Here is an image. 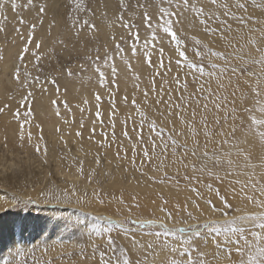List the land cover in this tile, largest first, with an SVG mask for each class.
Listing matches in <instances>:
<instances>
[{
  "label": "snow or ice",
  "instance_id": "6c2138e0",
  "mask_svg": "<svg viewBox=\"0 0 264 264\" xmlns=\"http://www.w3.org/2000/svg\"><path fill=\"white\" fill-rule=\"evenodd\" d=\"M7 9L36 12L33 20L20 16L19 24L28 25L26 36L21 28L15 29L23 46L18 53L22 69L15 70L14 80L25 94L9 99L18 104L12 118L18 124L19 146L23 148L27 139L38 155L43 150L47 163L43 135L33 144L30 129L41 126L32 124L31 102L37 89L41 95L48 91L46 83L55 86L57 95L60 89L54 79L42 81L39 75L33 76L24 63L37 25L44 24L47 4L0 0V20H6ZM92 15L84 0H71L67 19L77 38L85 26L90 33L96 31ZM137 19L140 24L135 23ZM113 25L127 33L120 37L122 42L113 34L114 54L105 47L103 58L99 48L95 57H87L110 105L106 125L102 95L95 93V119L88 139L93 140L99 125L103 139L95 140L98 149L106 152L115 146L118 161H129L130 149L129 167L142 177L139 181L133 177V183L150 182L180 191L183 180L190 195L183 204L176 202L171 208L170 200L160 195V205L147 215L133 211L141 208L136 195H132L131 204L121 195L115 211L87 212L93 223L81 230L86 231L91 250L89 264H264V0H147L135 4L119 0V13L109 27ZM4 30L0 25V32ZM209 40L220 42L222 49L210 46ZM34 48L39 50L41 43H35ZM2 51L0 60L4 58ZM31 55L35 58L33 67L39 70L41 54L33 51ZM117 60L137 81L131 99L125 94L121 100L122 116L116 90L110 86L111 80L118 88L121 73ZM133 61L150 70L148 87L140 88L141 76L133 71ZM105 69H110V75ZM68 75L72 76L71 69ZM51 103L59 116L57 100ZM82 103L87 106L89 101L85 98ZM63 107L71 112L66 101ZM8 109L5 103L0 113ZM118 117L122 124L119 135ZM64 123L70 121L64 119ZM109 126L110 130H104ZM75 135L81 137L82 133ZM64 146L67 148V141ZM102 159L107 156L98 150L96 167ZM77 171L84 174L83 161ZM95 175L92 169L89 182ZM92 197L86 191L79 193L75 185L63 189L54 185L36 198L24 193L4 201L0 211L8 204L17 208L37 203L71 206L75 202L82 211L94 202L105 205L98 190H93ZM114 231L123 232L127 241L118 242L122 238L114 236ZM32 255L35 257L34 252ZM4 264L10 262L5 260ZM17 264H27L26 256L21 255ZM32 264L53 262L34 258Z\"/></svg>",
  "mask_w": 264,
  "mask_h": 264
},
{
  "label": "rangeland",
  "instance_id": "374dc122",
  "mask_svg": "<svg viewBox=\"0 0 264 264\" xmlns=\"http://www.w3.org/2000/svg\"><path fill=\"white\" fill-rule=\"evenodd\" d=\"M67 1L70 2V0H67ZM116 1H117V8H119V2H118L119 0H116ZM132 1H133L132 4H135L137 2H139V3H146L147 2V0H132ZM59 3H61V4H59ZM56 4H58L57 5L58 7H63V9H64V0L58 1ZM62 4H63V6H61ZM70 4H68V6H70L69 8H71ZM65 9H64V11L61 12L62 14L60 15L62 20H63V23H61V25L59 26L60 30L57 32V37L54 40L50 39V37H51L50 33H47L46 36H43L41 34V28L39 25H37V29H36V33H35L36 37H34L35 42L39 40L42 44H44V43L51 44V42H52L51 46H52V49L54 51V54L50 55L51 54L50 53L47 56V58H48L47 61H44L41 58L42 60H40V62H39V70H38L36 67H33V64L35 63V58L32 57V55H31V53L33 51H38V50H36L34 48V46L33 47L30 46L29 53L26 55L24 63L27 64V67H28L29 71L32 72L33 76L39 75L41 77L42 81H44L45 78H47L48 81L54 79L57 82V84L59 85V89H60L59 95L56 94L55 86L52 85L51 83L45 84L48 91L46 93H44L43 95L40 94L39 89L36 90L35 98L31 102V110L34 114L32 124L33 125L39 124L42 127L45 124L51 123L53 121H58L62 126L63 125L65 126V129H63L62 131H60L61 133H59V138H60V140L63 141L62 145H60V143H57L54 146L51 139L49 137H47V135H44V134H42V135L44 137V142H46L45 144L47 146L48 151L50 150L51 147H54L56 150H59V151H62L64 148L66 149V154L64 155L65 166L67 168H73L74 171L77 173V176H76V178L72 177V178H68V179H66L65 174H60L59 176H54V174L52 173V170L55 168V166H54L55 164L53 163L52 159L46 157L47 163H45L44 162L45 157H41V156L36 155V154L35 155L34 154H25L23 152H20L19 154H12V152L6 151L5 146L0 145V155H2L1 160L8 162L0 168V178L4 179L8 175L11 174L12 171L8 167L9 164H13L14 168H16V170L18 172V174L16 176L17 181L14 180L15 187L13 188L12 191L7 192L8 191L7 187H5L3 189L0 188L1 193L2 192L8 193V196H10L12 199L14 197L20 195V193L23 191V189L20 187V185H22V184L25 187V190L30 189V187L33 189L35 188L34 184H35L36 179H33L32 182H30L31 176H29V178H28L29 183H27L25 180L23 182H19V181L23 180L24 178H26L25 175L22 176L24 173L31 172L33 175L34 174H40L39 178L43 179V177H44L43 172L46 169H48L52 173V174L47 175V180L52 182L53 185H55L56 188H58V189L65 188L66 184L69 183L70 188L72 187V185H75L78 188V192L81 194H83L86 190H87L86 191L87 193H89L91 191V189H90L91 186H90V184H88L90 182L87 179H85V172L83 175H81L77 171L80 161H83L84 171L86 170V166H87V164H85V163L88 161L85 158H83V151L82 150L80 152L76 151V145L79 143L83 147L86 148L89 146H94L95 140H98V139L102 140L103 139V137H101L99 135V132H100L99 125H97V132H96L93 140L90 141L88 139L89 135L92 134L90 132V129L92 126V121L95 119V112H96L95 100H94L95 93L99 91L102 95L101 111L104 112V116L102 117V119L105 121L106 125H107L108 113L110 111V105L108 103V100H109L108 95L102 89H100V87L98 85V74L95 73L94 66H93L92 62L87 59V57L89 55L95 57V55H96L95 49L96 48L100 49V55L102 58L104 56V48L105 47L108 48L109 52H113V54H114V42H112L111 44H108L106 42H102V43L92 42V44L91 45L89 44L90 46L87 47L88 49L85 53H78L75 55L70 54L72 52L73 48L74 49L77 48L76 45L78 43L72 42V41L70 42V40H69L70 38H72V36H71L72 32L71 31H73V29L71 28V22L69 21L70 22L69 23L66 21L68 10L66 9V11H65ZM93 10L97 11L94 7H93ZM93 13L94 12H92V14ZM117 13H118V10H117L115 15H117ZM109 14H110V16L109 15L107 16V14L103 13L104 18H102L101 19L102 21H100V23L108 24V27H109V24L112 22L111 18L113 16L112 12H110ZM64 15H66V16H64ZM84 15L85 14H83V13L81 14V16H84ZM7 20L9 21L8 15H6V20L1 21V25H3L5 30L0 33V45L3 44L4 47H9L10 49H12L15 47L14 45L16 43V40L20 38V36L15 31V29L17 27L21 28V30L24 32L25 36L27 35V32L29 29H28L27 24H25V25L16 24L15 20H13L14 22L12 21L13 23L11 22V25L8 28ZM31 20H33V19H31ZM130 22H131V20H130ZM92 23H93V21H92ZM135 23L140 24L141 20L137 19L135 21ZM68 24L70 25L69 28H67V26H69ZM94 24H95V27L98 26V21L94 22ZM113 26H115V25H113ZM116 27L118 28V26H116ZM63 29H64V31H68V32L71 29L69 32V35L64 37L65 39L61 37ZM186 31L188 32V34L191 33V31L187 28H186ZM189 31H190V33H189ZM81 33H85V34L87 33L86 35L92 34V33H90V30L87 28V26H85V29H83ZM141 34L143 37V31L141 32ZM122 35L123 36L127 35V33L124 29L122 30L121 35L119 34L116 37L117 42H122V41H120V37ZM81 36H82V34H81ZM67 38H69V39H67ZM60 41H63L62 45H61ZM56 42H58V44L60 46H56ZM69 43H71L70 47H69ZM209 43H210V41H209ZM93 44H94V47L92 48L91 46ZM210 46H211V44H210ZM45 47H47V46H45ZM1 48H3V47H0V49ZM216 50H218V49H216ZM126 51H127V49H126ZM167 54H168V52L166 49V56H167ZM17 57L18 56H16V59L14 61H12V63L10 64L13 75H11L9 72L4 77V80L9 82V86L13 92V94L8 96L9 102L13 101V100H10L9 97L14 95L17 92L16 91L17 85H16L15 80H14L15 70L17 68L22 69L21 62L19 61V59ZM152 59H153V62H156L157 55L154 54ZM29 61H31V62H29ZM117 62H118L117 63L118 71L120 72V69L122 70V66L124 67V64H121L122 62L120 63L119 60H117ZM120 65H122V66H120ZM119 67H121V68H119ZM69 69H71L72 76L68 75ZM105 71L108 72L110 75V69H105ZM133 71H135L136 74L141 76V81L139 82L140 88L143 89L144 87H148L149 84H148V75L147 74L150 70L147 69V66L146 65H142V66L138 65L135 61H133ZM129 73H130V77H125L123 74H121L120 77H118V79H117L118 88L114 87L117 85L111 84V80H110V86H112L114 88V90H116L115 100H116L117 108L120 110L121 116H122L123 112L125 111L121 105V100H122L123 96L125 94H127L129 96V99H131L132 95L135 93V90H136L135 85H136L137 81H135V79L133 77V72L130 71ZM75 87H77V89L71 90V88L74 89ZM126 87H131V89H132L131 93H129V94L125 93L124 90ZM19 91H21V90H19ZM50 93H54L57 96V98H56L57 105L60 107V115L59 116H57V114H56V106L52 105V103H50V102L46 104V107L48 108V112L46 114H44L42 116V115H40V113H41L40 111L38 113L39 103L44 102L42 97L45 96L46 94H50ZM85 98H87V100L89 101V104L87 106H85L82 103V101ZM65 101L67 102V104L71 108V112H68L63 107V103ZM80 108H85V111L82 113L80 111ZM89 109H90V111H89ZM64 119H68L70 121V123L65 124ZM81 119H83V122H84V127L82 129L80 128ZM13 121H14V123H16L14 119H13ZM121 127H122L121 120L118 117V119L116 121V131H117L118 135L120 134ZM34 128H36V127L33 126L31 128V130ZM104 130H106V131L110 130V126L106 127ZM77 131H81V133H82L81 137H77L75 135V133ZM61 137H63V139H61ZM75 138H78V140H76ZM121 139H122V137H121ZM65 141H67V148L64 146ZM114 148H115V146H113L110 150H107L106 152L104 150H100L102 156H107V159L101 160L100 167H96L95 160H92L90 162V163H93V165H91L92 167H90L91 168L90 172L92 169H95V171H96V175L92 176L93 178H91V182L97 181V183H98L97 185L101 187V189H100V187L99 188L97 187V190H99V194L101 195L102 194L101 192H103V194L105 195V197H103V198H105L104 200L105 201H107V199L110 200V201L105 202V205H99L100 209H104V208L108 209V207L111 203L113 194H110L111 192L110 193L108 192L110 190L107 189V186H110L112 184L114 176H115L113 172L116 170V168L118 166H120L121 160L120 161H118L117 159L110 160V158H109L108 152L112 151V149H114ZM129 154H130L129 155V158H130L131 157L130 149H129ZM122 155H123V153H122ZM11 159H13V160H11ZM108 161H111V163H109ZM129 169L130 168L128 167V171H125L123 173L124 177H128L131 174L133 177H135V179L136 178L142 179V177H140V174L138 172H134L132 169H130V170ZM79 175H81V176H79ZM101 176H103V177H101ZM133 177L131 178V180H133ZM98 178L101 179V181L97 180ZM43 185H44V183L42 184V186ZM38 186H39V184L36 185V187H38ZM88 186H89V188H88ZM129 186H130V184H127V187H129ZM102 188H103V190H102ZM125 188H123L122 191L120 190L121 193L119 191L116 194V196H113L114 197L113 200L114 201L117 199L119 200V197H121V195H123V197L125 196V198H127V199L124 198L126 203L131 204V202H132V194L131 193L132 192L129 189V191L131 192L130 193L128 191V189H125ZM181 188H184V181L183 180H181ZM79 189H80V191H79ZM105 189L107 192L105 191V193H104ZM124 190H127V191L125 192ZM159 191H157V193L154 192L156 194L155 196L152 194L153 196L148 195L146 197V195L140 196L139 194H137V196H138V197L136 196L137 202L140 203L141 208L140 209L134 208L133 211L134 212L140 211V212L145 213L146 215L148 213L150 214L153 211V208L150 206L151 202L161 203L159 200L160 195H163L166 198H168L167 194L166 195L164 194L165 193L164 191H160V192ZM1 193H0V195H1ZM136 193H138V192L133 191V195H135ZM103 194L101 196H104ZM108 194L110 197L108 196ZM126 194H129V195L131 194V195L129 196ZM168 199L170 200V204L168 205V207H170V208L172 207V205L174 203H176L177 201L180 200L179 198L176 199L175 197H174V199H170V198H168ZM118 200L116 201V203H117L116 205H117V207H120V205H118ZM172 201H174V202H172ZM180 203L183 204L182 201ZM42 204L43 203H37V204L28 205L27 207H17V208L11 207L10 209L5 210V212L0 213V220L5 218L9 222V220L12 221V219H13L12 222H14V223H17V224L21 223L23 225H24V223H26L30 227H31V224L34 223L35 220H36V222H38L41 218H43V219H41L42 220L41 222L39 221L38 225H35V227L32 228V232H30V233L27 232L26 234H23V236H22L20 234L21 230H16V233L19 236H21V238H23V241L21 243L26 245V251L22 255L26 256L27 264H32V260L34 258L41 259V260H52L53 264H62V263L68 264L71 262H76L80 258H83V257L85 260H88L87 258H89V256L91 255V250H90V246H89L88 241H87L86 231H82L81 229L86 230L87 227L91 223H93L91 218L87 215V212H89V211L83 210V212H82L81 209L77 208L74 205H72V206L66 205L65 206L62 204H55V203L44 204V205H42ZM10 218H12V219H10ZM37 218H38V220H37ZM55 221H56V223L59 222L58 224H60V225L56 224V226H55L54 225ZM53 222H54V224H53ZM40 224H42L41 227L39 226ZM72 225H79L80 227H72ZM37 227H39V228H37ZM56 227H58V228H56ZM15 228H16V226H15ZM40 228H42V229H40ZM50 228L52 229V231ZM39 229L41 231H43L44 229H46V230H44L45 232L42 233ZM23 231L24 230L22 229L21 232H23ZM113 235L114 236L118 235L119 237L122 238V240H118V242H126L128 239L127 237H124L123 232L114 231ZM70 239H71V241H70ZM63 240H65V241H63ZM62 242L63 243L67 242L70 244L76 243L77 247H75V248L71 249V251H69L73 254V256L67 257L65 255H62L63 253H60V256L54 255L55 257H53V256L49 255V257H47L48 254L45 253L44 248H46V249L48 248L49 251H47V252L50 254V251H52L54 249L55 245L63 244ZM64 244H66V243H64ZM78 246H80V247H78ZM41 251H43L42 252L43 254L41 253ZM33 252L35 253V257H33V255H32ZM82 252L84 255L83 257L81 256ZM9 256H7V254L0 255V258H2V260H1L2 263L0 262V264H4L5 260L10 262V259L12 260V255H9Z\"/></svg>",
  "mask_w": 264,
  "mask_h": 264
},
{
  "label": "bare ground",
  "instance_id": "6f19581e",
  "mask_svg": "<svg viewBox=\"0 0 264 264\" xmlns=\"http://www.w3.org/2000/svg\"><path fill=\"white\" fill-rule=\"evenodd\" d=\"M58 1H61V0H40V2H43V3L47 4V10H46V17H45V20H44V24L43 25H39L38 24V25L41 28V34L43 36H46L47 33L51 34V37H50L51 40H54L57 37V32L60 30L59 26L61 25V23H63V20H62V18L60 16L62 14L61 12L64 11V9L68 6V4L71 3V0H70V2H68L67 0H64V9H63V7H58L57 6L58 4H56V3ZM116 2L117 1H114V0H92L91 1V6L94 7L97 10V11H95L97 13L96 14L97 17L100 14H103V13L107 14V16L108 15L110 16V14H109L110 12H112V15L115 16V14L117 12V4H116ZM84 3H86V0H84ZM59 4H61V3H59ZM61 6H63V4ZM66 9H65V11H66ZM6 15L9 16V21L7 20L8 28H9L10 25H11V22L13 20H15L16 24H19V19H20L21 15L26 20H31V19H33L35 17L36 12H35V10H32V11H23V12H19L18 13L17 10L7 9L6 10ZM64 16H66V15H64ZM1 21L2 20H0V25H1ZM96 21H98V27H99V28H96L97 32H94V33L89 34V35H86L87 33L85 35H82V36L80 35L81 36L80 37L81 38L80 43L77 44V45L75 44L77 48H75V49L73 48V50H72V52L70 54H74L75 55V54H78V53H85L87 51V49H88L87 47H89L92 44V42H96V43L106 42L108 44H111L113 42V39H112L113 34H115L116 37L119 34L121 35L123 28H121V27L117 28L116 26H113V27L110 28V27H108V24L100 23L98 18L96 19ZM70 30H69V32H70ZM69 32L68 31H64V29H63L61 37L64 38V37L68 36ZM67 39H69V38H67ZM69 40L71 42L72 38H70ZM209 41H210L211 46L215 47L218 50L222 49V44L220 42H215L214 43L211 40H209ZM51 44H52V42H51ZM51 44L44 43L42 45L41 50H38L39 53L41 54V58L44 61H47L48 58L44 59L46 57V55L43 52L52 49ZM70 45H71V43H69V47H70ZM14 46H15L14 48L10 49L9 47H4L3 44L0 45V47H3L1 49H3L2 54H3V57H4L2 60H0V107H2L5 103H7L9 105V109L6 110L5 113H0V145L5 146L6 147V151L7 152H12V154H19L20 152H23L25 154H34V155L36 154V155H38L36 153L34 147L29 145L27 139H25L23 148H21L19 146L18 125L16 124L17 123L16 121H15L16 123H14L13 118H12V112L15 110V108L18 107V104L15 101H12V102L8 101V96L13 94V92H12V89L10 88V86H9V82L5 81L4 77L9 72H10L11 75H13V72H12L10 64L12 63V61H14L16 59V56H18V53H19L20 49L23 46V41L21 40V38L16 40V43H15ZM45 46H47V47H45ZM48 54H50L49 51H48ZM121 64H123V63H121ZM120 66H122V65H120ZM119 68H121V67H119ZM122 71H128V69H127V67L125 65H124V67L122 66ZM129 72L130 71H128V73H124L123 75L125 77H130V73ZM213 87H215V84H213ZM75 89H77V87H75L74 89L71 88V90H75ZM131 90H132L131 87H126L124 91H125V93L129 94V93H131ZM16 91L17 92L14 95L17 98H19V97H21V96H23L25 94L24 92L19 91L18 86H17V90ZM135 92H136V90H135ZM42 98H43L44 102L39 103V105H38V109H39L38 113L40 111L41 112L40 115L43 116L44 114H46L48 112V108L46 107V104L49 103V102L51 103V101L53 99H56L57 96L54 93H50V94H46ZM63 129H65V126L64 125L62 126L58 121H53L51 123L45 124L39 129L38 128H34L32 130L30 129V131L32 132V135L34 137L33 144L38 141V138H39V136L41 134H44V135H47V137H49L51 139V141H52L54 146L57 143H60V145H62L63 141L60 140L59 133H61L60 131H62ZM75 139L78 140V138H75ZM189 143H191V142L189 141ZM81 150L83 151V158H85L88 161V162L85 163V164H87V166H86V170L84 172H85V179H87L89 181V176H90V173H91L90 172V169H91L90 167H92L91 165H93V163H90V162L92 160H95V155H96L98 150L100 151V149H98V146L95 145V144H94V146H89V147L85 148L81 144L78 143L76 145V151L80 152ZM115 151H116V147L114 149H112V151L108 152L110 160L116 159L115 155H114ZM256 151L258 153L259 149L257 148ZM65 154H66V149L65 148L62 151H59V150H56L54 147H51L50 150L47 152V157L52 159L53 163L55 164L54 165L55 168L52 170V173L54 174V176H59L60 174H65L66 179L72 178V177L76 178L77 173L74 171V169L73 168H67L65 166V161H64V155ZM128 155H130V154L128 153ZM39 156L44 157L43 156V150H42V152H41V154ZM1 158H2V155H0V168L2 166H4L6 163H8L6 161H2ZM13 159H11V160H13ZM129 163H130V158H129V161L121 160L120 161V166H118L116 168V170L113 172L114 175H115L114 179H113V182H112V184L110 186H107V189L110 190L108 192L109 193L111 192L110 194H113V196H116V194L120 190L122 191V189L125 188V187H126L125 189H128V191H129V189L131 190L132 193L130 191L129 192L132 195H133V191L134 192H138V193L135 194L136 196H137V194H139L140 196L146 195V197L148 195H152V194L155 196L156 194L154 192L157 193V191H159V190L160 191H164L165 193L164 192L163 193L165 195L167 194L168 198H170V199H174V197L176 199L179 198L182 202H184L185 197L190 195V193L188 191H185L184 188H181L180 191H176L175 188L168 187V186L153 185L150 182H146L144 184L133 183V180H131V178L133 176L131 174L128 177H124V175H123V173L125 172V168L129 167ZM8 167L12 171L11 174L8 175L4 179L0 178V188L3 189L5 187H7V190H8L7 192L12 191L13 188L15 187L14 180L17 181L16 180V176L18 174V172H17L16 168H14L13 164H9ZM43 173H44L43 179L39 178L40 174H34L33 175L31 172L24 173L22 176L25 175L26 178H24L23 180H21L19 182H23L25 180L27 183H29L28 178H29V176H31L30 182H32L33 179H36L35 184H34L35 188L33 189V188L30 187V189L25 190V187L22 184V185H20V187L23 189V191L20 193V195H23L24 193H27L28 195H31L33 198H36L37 194L43 193L45 191L50 190L54 185H53L52 182L47 180V175L48 174H52V173L48 169H46ZM79 176H81V175H79ZM101 177H103V176H101ZM91 178H93V177H91ZM97 180L101 181V179H99V178ZM136 180L139 181L141 179L140 178H136ZM43 183H44V185L42 186ZM38 184H39V186L36 187V185H38ZM88 184H90V186H91V188H90L91 191L90 192L88 191L89 192L88 193V197L90 199H94L92 197L93 190H97V187L99 188L100 186L97 185L98 184L97 181L90 182ZM127 184H130V186L127 187ZM65 187L70 188L69 183H67ZM88 188H89V186H88ZM100 189H101V187H100ZM77 190H78V188H77ZM102 190H103V188H102ZM79 191H80V189H79ZM105 191H106V189L104 190V193H105ZM121 191H120V193H121ZM124 191L126 192L127 190H124ZM98 192H99V190H98ZM101 193L103 194V192H101ZM126 195H129V194H126ZM108 196H109V194H108ZM113 196H112L111 203H110V205L108 207L109 211H115V209L117 208L116 201L118 199L114 201L113 200V198H114ZM102 197H105V195L102 196ZM123 198H125V196ZM125 199H127V198H125ZM11 200H12V198L10 196H8V193H6V192L5 193L4 192L1 193V195H0V204H3L4 201H9L10 202ZM107 201H110V200L107 199ZM107 201H105V202H107ZM179 201H177V202H179ZM172 202H174V201H172ZM50 204H52V203H50ZM42 205H44V204H42ZM72 205H74L77 208L81 209L79 205L75 204V202ZM159 205H160V203H157V202H151L150 203V206L153 208V210L156 209ZM99 207H100L99 204H96L94 202L91 208H85L84 211L100 210ZM10 208H11L10 204L5 205L4 206V210L0 211V213L5 212V210H8ZM10 219H12V218H10ZM41 219H43V218H41ZM41 219L39 220L40 222L42 221ZM37 220H38V218H37ZM12 221H13V219H12ZM12 221L9 220V222H8L5 218L0 220V255H3V254L4 255L7 254V256L12 255V260L10 259V262H11L10 264H17V262L20 259V256L26 251V245L21 243L23 241V238H21V236H19L16 233V230H21L22 231V229H23L24 230L23 232L20 231V234L23 236V234H26L27 232L28 233L32 232V228L35 227V225H38L39 221L36 222V220H35L34 223H32L33 225L29 222L31 224V227L28 224H26V223H24V225H23L21 223L17 224V223H14ZM58 223H56V221H55V224H54V222H53V224L55 226ZM58 225H60V224H58ZM15 226H16V228H15ZM39 226L41 227L42 224H40ZM58 227H56V228H58ZM37 228H39V227H37ZM40 229H42V228H40ZM44 230H46V229H44ZM44 230L43 231L40 230V231L43 233V232H45ZM51 231H52V229H51ZM63 241H65V240H63ZM70 241H71V239H70ZM64 243H66V244H64ZM64 243L60 244V245L59 244L55 245L54 249L52 251H50V254L47 252L48 256L47 255L46 256L47 257H49V255L53 256V257L60 256V253H63L62 255H65L67 257L68 256L69 257L73 256V254L71 252H69V251H71V249L77 247L76 243H71V244L67 243V242H64ZM78 247H80V246H78ZM44 249H46V248H44ZM48 251H49V249H48ZM42 252L43 251H41V253ZM1 260H2V258H0V262L2 263ZM68 264H89V259L85 260L84 257H83V258H80L76 262H71V263H68Z\"/></svg>",
  "mask_w": 264,
  "mask_h": 264
},
{
  "label": "water",
  "instance_id": "95a60500",
  "mask_svg": "<svg viewBox=\"0 0 264 264\" xmlns=\"http://www.w3.org/2000/svg\"><path fill=\"white\" fill-rule=\"evenodd\" d=\"M91 1L92 0H86V5L88 6V8H89V10L91 11V12H94L93 14L94 15H92L91 17H90V19H91V21H93V23L94 22H96V19L98 18L99 19V22L100 21H102L101 19L102 18H104L103 17V14H100L98 17H97V15H96V13H95V10H93V7L91 6ZM114 1H116V0H114ZM128 2L129 3H131L132 4V0H128ZM116 4H117V2H116ZM70 6H68L67 7V9H68V11H67V17H68V15L70 14V8H69ZM117 10H118V13H119V8H117ZM117 13V14H118ZM113 18H114V16H112V18H111V20H113ZM126 18H128V19H130L128 16H126ZM69 20L67 19V22H68ZM95 25V24H94ZM70 27V25L69 26H67V28H69ZM95 28H99L98 26L97 27H95ZM95 32H97V30L95 31ZM189 33H190V31H189ZM82 35H85V33L83 34V33H81ZM190 34H192V33H190ZM35 37H36V34H35ZM37 39V38H36ZM80 41H81V38L79 37V38H77V36L75 35V30L73 29V31H72V42H76V43H80ZM41 43L39 40L38 41H36L35 42V39L33 40V46H34V44L35 43ZM42 43H41V48H42ZM32 46V47H33ZM56 46H60L59 44H58V42H56ZM92 48L94 47V44L91 46ZM41 48L39 49V50H41ZM50 53H51V55H53L54 54V51H53V49H50V50H48ZM48 51H45V52H43L45 55H46V57L44 58V59H46L47 58V55H49L48 54ZM120 73L121 74H124V73H128V71H122L121 69H120ZM114 87H117V86H114Z\"/></svg>",
  "mask_w": 264,
  "mask_h": 264
}]
</instances>
